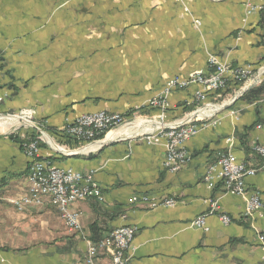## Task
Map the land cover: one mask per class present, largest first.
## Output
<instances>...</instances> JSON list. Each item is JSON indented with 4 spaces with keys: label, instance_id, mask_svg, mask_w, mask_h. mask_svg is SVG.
I'll return each instance as SVG.
<instances>
[{
    "label": "crops",
    "instance_id": "0c3cea01",
    "mask_svg": "<svg viewBox=\"0 0 264 264\" xmlns=\"http://www.w3.org/2000/svg\"><path fill=\"white\" fill-rule=\"evenodd\" d=\"M249 4L264 0H0V116L30 109L69 150L76 148L60 142L59 131L84 114L132 115L144 108L149 117L179 121L200 85L172 91L168 111L149 107L175 77L210 74L211 56L233 69L264 67V11ZM252 98L217 114L186 141L191 160L177 172L165 167V140H122L75 156L45 143L41 158L93 172L105 195L102 203L73 205L82 233L70 231L48 201L22 211L8 202L28 192L31 163L14 137L35 129L0 126V264H86L87 241L124 226L137 230L131 264H264V169L246 178L263 204L253 217L245 198L205 182L229 152L260 164L254 147L264 144V92ZM144 195L177 203H130ZM212 199L215 214H209ZM203 215L208 230L190 226ZM99 257L108 264L104 252Z\"/></svg>",
    "mask_w": 264,
    "mask_h": 264
},
{
    "label": "built area",
    "instance_id": "2783aa9c",
    "mask_svg": "<svg viewBox=\"0 0 264 264\" xmlns=\"http://www.w3.org/2000/svg\"><path fill=\"white\" fill-rule=\"evenodd\" d=\"M176 1L182 2L183 0ZM249 7L251 10L264 11V5L249 4ZM209 65L211 73L208 75L198 71L184 79L175 77L166 84L161 95L150 102L149 107L153 110L168 111L171 107L168 97L172 91L186 89L190 85L197 84L201 88L195 93L193 101L187 103V106L198 104L196 109L204 108L205 105L213 104L208 102L209 95L225 91L229 82H245L247 85L254 74L251 66L233 69L216 56L209 58ZM220 97L222 94L217 95V98ZM1 101L0 98V103ZM143 109L137 108L132 111L133 119L142 115ZM16 115L30 122L34 121V112L30 109L22 110ZM131 116L126 113L105 111L84 114L74 122L65 125L60 129V132L66 137L88 144L96 141L95 138L101 134L108 135L129 124L128 121L133 120ZM2 117L0 116V118ZM163 118L162 114L157 120L163 121ZM212 118H197L187 124L174 127L173 134H166V128H159L141 133L133 140L139 139L149 145H157L165 140V167L172 172H177L191 160L190 154L184 147L185 142L197 135ZM23 150L31 160L28 173V192L22 196L8 199V202L22 211L28 207H41L48 201L59 211L61 219L70 231L82 233L81 214L73 209V205L89 199H95L101 203L105 201L102 190L94 184V173H82L72 168H62L50 160L41 158L38 139L25 143ZM254 151L260 158L259 165H247L239 161L232 152H229L223 154L219 161L211 166L205 177L209 189L213 190L218 184H221L224 193L245 198L246 214L249 217L262 214L263 207L259 193L250 192L246 184L247 177L254 176L264 169V144H257ZM130 203L147 204L154 208L160 205L173 207L177 201L173 199L160 201L144 195L132 197ZM217 208V200H210L209 214H215ZM219 217L224 224L231 223V218L228 215L221 214ZM190 226L208 230L206 215L197 218ZM136 232L135 227L124 226L112 231L101 241H87L86 264H100L101 251L108 257V264H131ZM261 240L264 246V237H261Z\"/></svg>",
    "mask_w": 264,
    "mask_h": 264
},
{
    "label": "water",
    "instance_id": "95a60500",
    "mask_svg": "<svg viewBox=\"0 0 264 264\" xmlns=\"http://www.w3.org/2000/svg\"><path fill=\"white\" fill-rule=\"evenodd\" d=\"M263 76H264V67L262 69L258 70L256 73H254L251 77L250 82L247 85H245L243 88L238 90L234 94L232 99H230L227 102H224L221 105H216V104L205 105L204 108L196 109L193 112L187 114L184 118L180 119L179 121H175L172 123H164V122L159 121V120H145L144 122H150L151 128H152L151 130L153 131V130H156L159 128L178 127V126L187 124L189 122H192L193 120H195L197 118L214 117L217 114L221 113L222 111H225V110H228L229 108H231L245 93H247L248 91L255 88L260 82H262ZM209 107H217L218 109L212 115H204V116L200 117L199 116L200 113L204 112ZM18 123H23V124L29 126L30 128L38 131L41 134V136L45 138L47 144L51 148H53L57 153H61V154L67 155V156L78 155L79 153L88 150L89 147H91V146L103 147V146L112 144V143L117 142V141L130 140V139L137 137L141 133L147 132V131H144L145 130L144 129L141 133L135 134L131 137H124V138L116 139V140H106V139L96 140V141H93L91 143L84 145L83 147H81L79 149L69 150V149H66L65 147L61 146L57 142H55V140L51 137V135H49V133H47L44 129H42L40 126L34 124L33 122H30V121H28L24 118H21L20 116H17V115H6V116H3L2 118H0V126H6V125L18 124ZM156 124H162V125L157 126ZM151 130H149V131H151Z\"/></svg>",
    "mask_w": 264,
    "mask_h": 264
},
{
    "label": "trees",
    "instance_id": "16d2710c",
    "mask_svg": "<svg viewBox=\"0 0 264 264\" xmlns=\"http://www.w3.org/2000/svg\"><path fill=\"white\" fill-rule=\"evenodd\" d=\"M244 86H245V82H238V83L230 82L226 86V90L225 91H220V92L216 93V95L215 94L209 95L208 96V102L211 99L212 100L211 102H213L215 104H222L223 101H225L229 97L234 96V94L238 90L243 88ZM263 92H264V80L258 86H256L252 90H250L247 93H245L239 100H241V101H244V100L250 101V99L252 98L253 95H255V93L260 94V93H263ZM219 94H222V97L217 98V95H219ZM197 106H198V104H194V105L186 107L185 110H184V114H188V113L193 112L196 109ZM128 115H130V114H128ZM142 115L148 117L150 115V112L149 111H144V112H142ZM37 136H39V133H38V135H36L35 133H32V134L30 133V134L26 135L24 138H19V136H15L14 138H15V140H17L20 143V145L23 148V145L25 143L37 140L38 139ZM61 137H62V139H61L60 142H63V144L69 145L68 147H70V148H76L77 149V148L81 147L82 145H86L87 144L86 142L80 143L79 141H76V140H74L72 138H69V137H66L64 135H61ZM104 138H105V134H101V135L97 136V138H95V140H103ZM39 145H40V148H44L46 146L42 142H39ZM51 161L53 162V160H51Z\"/></svg>",
    "mask_w": 264,
    "mask_h": 264
},
{
    "label": "rangeland",
    "instance_id": "374dc122",
    "mask_svg": "<svg viewBox=\"0 0 264 264\" xmlns=\"http://www.w3.org/2000/svg\"><path fill=\"white\" fill-rule=\"evenodd\" d=\"M263 68V67H262ZM253 73H254V70H253ZM263 80H264V76H263ZM248 84V83H247ZM233 97V96H232ZM232 97H229V98H227L225 101H223V103L224 102H227V101H229L230 99H232ZM213 103V102H212ZM222 103V104H223ZM213 104H215V103H213ZM216 105H221V104H216ZM230 109V108H229ZM217 111V110H216ZM215 111V112H216ZM222 112H224V111H222ZM212 114H214V112L212 113V112H209V113H205V111L202 113H200V117H202L203 115H212ZM130 116V115H129ZM133 116V115H132ZM131 116V118L133 119V117ZM186 116V114H184L182 117H180V119H182V118H184ZM130 118V119H131ZM158 118H153V117H146V116H143V115H138L137 116V118L136 119H133V120H130V121H128L129 122V124H127V125H125V126H123V127H121L120 129H118V130H116V131H113L112 133H110V134H108V135H106V133H105V138L104 139H106V140H109L108 139V137L111 135V134H113V133H120V132H124V131H126V130H128L129 128H131L132 129V127H136L138 124H141V123H146V124H148V125H151V123L150 122H144L145 120H157ZM179 119V120H180ZM129 120V119H128ZM143 120V121H142ZM178 120V119H177ZM159 121H161V120H159ZM36 125H38V126H40L42 129H44L47 133H49V135H51V133L50 132H48V130H46L42 125H39L38 123H36L35 121H33ZM162 122H164V123H172V122H175L174 120L173 121H166V120H164V121H162ZM12 125H15V127L16 126H18V127H26L27 129H30V127L29 126H27V125H25V124H23V123H18V124H10V125H8L9 127L10 126H12ZM157 126H161L162 124H156ZM140 126H142V125H138V127H140ZM138 129V128H137ZM152 129V128H151ZM150 129V130H151ZM13 130V129H12ZM166 130L168 131H166V134L168 133L169 134V132H172L173 130H174V127H171V128H166ZM33 132L32 133H35L36 135H38V133L39 132H37V131H35V130H32ZM147 131H149V130H147ZM31 133V134H32ZM59 133H60V135H62V133L59 131ZM51 137L53 138V139H55L52 135H51ZM129 137H131V136H129ZM37 138H38V141L39 142H42L43 144H47V142H46V140H45V138L44 137H42L41 136V134L39 133V136H37ZM103 139V140H104ZM117 139H121V138H117ZM112 140H116V139H112ZM55 142H57L58 143V141H56L55 140ZM58 144H60V143H58ZM48 145V144H47ZM61 145V144H60ZM84 145H82L81 147H83ZM95 147H97V146H91V147H89V149H92V148H95ZM67 149V148H66Z\"/></svg>",
    "mask_w": 264,
    "mask_h": 264
},
{
    "label": "bare ground",
    "instance_id": "6f19581e",
    "mask_svg": "<svg viewBox=\"0 0 264 264\" xmlns=\"http://www.w3.org/2000/svg\"><path fill=\"white\" fill-rule=\"evenodd\" d=\"M218 108L217 107H209L208 109L205 110V113H209V112H215ZM203 113V112H202ZM204 116V115H203ZM138 125H142L140 127H138ZM136 127H132L129 128L128 130L124 131V132H120V133H113L111 134L108 139L112 140V139H117V138H124V137H129V136H133L135 134L141 133L144 129V131L150 130L151 129V125H148L146 123H141L138 124ZM138 128V129H137ZM167 131V130H166ZM168 132V131H167ZM174 130L172 132H169V134H173ZM168 134V133H167Z\"/></svg>",
    "mask_w": 264,
    "mask_h": 264
}]
</instances>
